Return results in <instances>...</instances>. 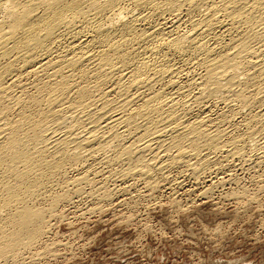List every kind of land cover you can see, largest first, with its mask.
I'll list each match as a JSON object with an SVG mask.
<instances>
[{"label": "bare ground", "instance_id": "bare-ground-1", "mask_svg": "<svg viewBox=\"0 0 264 264\" xmlns=\"http://www.w3.org/2000/svg\"><path fill=\"white\" fill-rule=\"evenodd\" d=\"M256 136L264 0H0V264H23L97 173L114 187L84 190L93 205L173 170L170 190L190 177L210 196Z\"/></svg>", "mask_w": 264, "mask_h": 264}, {"label": "rangeland", "instance_id": "rangeland-1", "mask_svg": "<svg viewBox=\"0 0 264 264\" xmlns=\"http://www.w3.org/2000/svg\"><path fill=\"white\" fill-rule=\"evenodd\" d=\"M259 139L256 136L258 144L255 145L254 140V149L247 154L253 157L246 155L249 159H242L245 163L238 160L234 166L232 163L227 165L226 172H232L230 175L235 180L224 181L210 196L198 194L205 186H194L192 178L187 177L189 173H183L187 184L184 183L182 188L176 184L175 190H170L172 186L167 181L179 174L178 170H173L169 179L161 182L157 189L147 191L143 185L136 184L127 196L116 195L93 205L84 190L97 191L101 185L107 190L114 187L113 181H105L101 173L93 171L91 178H96V174L99 179L85 184L87 186L84 185L86 188L80 195L73 192V203L68 202L71 200L59 202L56 216H50L52 226L49 224L50 230L43 236L45 243L36 245L32 251L35 255L23 254L26 259L23 264H264V137ZM207 173H204L206 178L216 175L210 170ZM54 187L60 189L59 185ZM226 192L242 193L233 197ZM48 202L47 199L38 201L39 205ZM89 204L96 207L90 210L91 213L87 211V207L92 206ZM51 242H56L54 249ZM44 245L51 248L40 255L38 252H42ZM8 263L12 262H4Z\"/></svg>", "mask_w": 264, "mask_h": 264}]
</instances>
